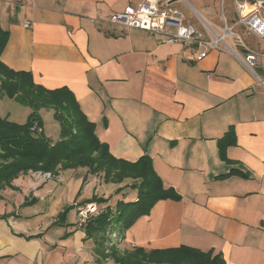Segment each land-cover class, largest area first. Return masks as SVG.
I'll return each instance as SVG.
<instances>
[{
	"label": "crops",
	"instance_id": "1",
	"mask_svg": "<svg viewBox=\"0 0 264 264\" xmlns=\"http://www.w3.org/2000/svg\"><path fill=\"white\" fill-rule=\"evenodd\" d=\"M144 2L0 0V25L9 33L1 61L32 73L48 90L69 89L115 159L136 163L149 156L165 187L180 195L159 201L128 230L113 229L122 246H186L221 254L226 264H264V41L239 24V0H161L203 33L205 26L219 35L233 27L235 35L224 36L227 46L200 61L201 46L162 44L158 36L111 24L113 14ZM236 35L258 54L253 72L240 60L246 50ZM229 132L235 143L221 155ZM30 176L15 180L19 190L0 193V264H109L94 252L96 239L77 216L82 200L110 198L99 191L113 184L100 185L78 169L64 196L54 195L59 185L44 183L36 203L24 206ZM127 184H114V191ZM41 202L47 205L41 210L20 212ZM50 208L52 220L43 225Z\"/></svg>",
	"mask_w": 264,
	"mask_h": 264
},
{
	"label": "trees",
	"instance_id": "2",
	"mask_svg": "<svg viewBox=\"0 0 264 264\" xmlns=\"http://www.w3.org/2000/svg\"><path fill=\"white\" fill-rule=\"evenodd\" d=\"M8 40L9 33L0 25V98L7 97L29 107L32 112L23 125L0 116V193L9 188L19 190L13 185L15 180L21 175L39 172L59 177L68 170L87 169L88 174L93 176L103 174L106 184L120 185L131 180V184L119 187L116 193L136 189V202L120 201L115 212L108 206L83 227L89 238L96 239L98 257L103 261L112 260L115 264H226L221 254L205 253L186 246L156 250L138 247L123 256H118L114 250L105 254L104 246L109 240L107 233L113 224L116 223L123 231L128 230L140 217L149 215L159 201H176L181 197L173 188L165 187L149 156L142 157L136 163L115 159L108 146L97 137L95 124L82 112L69 89L48 90L35 82L32 73L7 67L1 61V56ZM43 110H52L60 125V139L57 142L45 135L40 114ZM232 143H235V137L229 132L220 143L221 155ZM79 195L80 191L77 197ZM29 199L24 206L36 203V199ZM110 199L95 196L84 205L93 202L104 205ZM72 208L74 206L61 212L55 224L66 218Z\"/></svg>",
	"mask_w": 264,
	"mask_h": 264
},
{
	"label": "built area",
	"instance_id": "3",
	"mask_svg": "<svg viewBox=\"0 0 264 264\" xmlns=\"http://www.w3.org/2000/svg\"><path fill=\"white\" fill-rule=\"evenodd\" d=\"M238 7L241 9L239 24L244 25L250 33L264 41V0H239ZM110 22L115 27L141 30L158 36L162 44L181 43L185 46H201L204 50L195 57L199 61L207 57L208 50L219 49L221 45L227 46L224 36L235 35L233 27L227 25L223 29V35L217 34L205 25L206 33H203L187 23L181 11L172 8L168 2L161 3V0H145L139 7L128 6L122 12L113 14ZM236 36L246 50L240 60L248 71L253 72L258 64V54L248 48L239 35ZM39 131L41 132L42 129ZM36 174L43 181L54 177L51 173ZM98 213L99 206L96 203L80 207L77 216L78 226L84 227Z\"/></svg>",
	"mask_w": 264,
	"mask_h": 264
},
{
	"label": "rangeland",
	"instance_id": "4",
	"mask_svg": "<svg viewBox=\"0 0 264 264\" xmlns=\"http://www.w3.org/2000/svg\"><path fill=\"white\" fill-rule=\"evenodd\" d=\"M219 8L221 10V3H219ZM186 12L189 13L191 12V10L188 8L186 9ZM31 109L29 107L23 106L21 104L16 103L13 100H10L7 97H3L2 99L0 98V116L2 118H8L9 121L14 122L16 124L19 125H23L26 124L28 117L31 113ZM41 118L44 124V130H45V135L47 138H49L50 140H52L53 142H57L60 139V125L59 123L55 120L54 117V112L52 110H43L41 111ZM31 176V180L32 183L30 185V189H26L27 190V194L30 198V200H33V196L35 195V192L37 189H39V187H41L44 183H47L48 185L46 187L48 188H52L54 185H59V188L56 190H53L54 195L56 196H64L67 192H69L68 186L65 187L66 183H67V179L73 174L72 170H68L65 171L64 174L61 177H53L47 181H43L42 178L38 177V174L36 173H29ZM82 177L84 175H81ZM98 178V180L101 181L100 185H103L102 182H104V178H103V174H100L98 176H96ZM84 178V177H83ZM82 178V179H83ZM62 180L61 182L63 183V185H60L58 180ZM72 181L74 182H78L77 179H73ZM105 183V182H104ZM99 185V186H100ZM116 189V186L113 185H105V188L102 189L100 192V194H106L107 197H112L110 199L109 204L110 207L113 208L114 212L117 210V206L119 204L120 201H124L125 203H134L136 202L137 198H138V191L136 189H129L126 190L125 193L123 195L117 194L116 191H114ZM74 192V189L72 190ZM71 192V193H73ZM87 193V192H86ZM81 194V193H80ZM35 199V198H34ZM86 200L88 199H84L82 200V202H86ZM46 204L44 202H41L38 206L35 207H27L20 212L23 213L24 216L31 214L32 212H34L35 210L38 209V207L41 209L45 208ZM12 206V205H11ZM107 207V206H106ZM101 208H104V205H101ZM53 212L52 208H50L47 211V214L45 215V217H47L44 222H42V224L44 225L47 221L52 220L50 219V213ZM17 213H19V211H17ZM72 220V218H71ZM37 223H32L31 225L35 226ZM115 226L117 231H119V233H121L120 227L115 223L113 224L108 233L110 235L108 243H106V245L104 246V250H105V254H109L111 253L112 250H114L118 256H123L125 254H127L128 252H132L133 249H130L129 247H125L122 246L121 242H120V237L119 236H113V229L115 230ZM58 232H60V230H58ZM121 235V234H120ZM96 247H97V242L95 243V248H94V252L96 253ZM98 262L101 261L100 258H97ZM109 264H115L113 261L110 260Z\"/></svg>",
	"mask_w": 264,
	"mask_h": 264
},
{
	"label": "clouds",
	"instance_id": "5",
	"mask_svg": "<svg viewBox=\"0 0 264 264\" xmlns=\"http://www.w3.org/2000/svg\"><path fill=\"white\" fill-rule=\"evenodd\" d=\"M94 203H96V202H94ZM97 204V203H96ZM99 206V205H98ZM117 236V235H116ZM109 237H110V235H109Z\"/></svg>",
	"mask_w": 264,
	"mask_h": 264
}]
</instances>
